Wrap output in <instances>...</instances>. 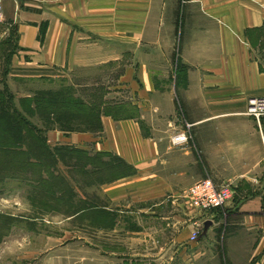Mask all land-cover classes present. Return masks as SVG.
I'll return each mask as SVG.
<instances>
[{"label": "crops", "instance_id": "crops-1", "mask_svg": "<svg viewBox=\"0 0 264 264\" xmlns=\"http://www.w3.org/2000/svg\"><path fill=\"white\" fill-rule=\"evenodd\" d=\"M181 1L5 0L0 44L14 43L13 64L40 70L104 65L107 45L117 48L120 86L109 91L129 90L143 125L138 114L103 118L100 150L134 170L107 183V212L125 204L119 217L135 215L136 228L127 234L142 246L134 255L142 259L110 253L107 264H175L176 253L222 264L216 246L227 216L233 218L226 241L233 264L255 258L264 264V120L259 127L244 114L250 98L264 97V0H184L179 26ZM177 44L180 70L171 60ZM186 124L193 140L172 148L171 136ZM206 179L233 187L225 209L201 215L174 200L177 211L162 213L163 198ZM197 221L202 228L191 241ZM150 241L151 250L144 249Z\"/></svg>", "mask_w": 264, "mask_h": 264}, {"label": "rangeland", "instance_id": "rangeland-1", "mask_svg": "<svg viewBox=\"0 0 264 264\" xmlns=\"http://www.w3.org/2000/svg\"><path fill=\"white\" fill-rule=\"evenodd\" d=\"M184 2L182 0L179 4V26ZM179 26L176 38L180 40L182 29ZM2 33L0 30V36ZM263 50L261 53L264 54ZM16 52L14 43L0 44V93L7 95V101L20 112L28 110L23 115L43 131L48 146L57 155L58 165L16 169L20 167L19 158L11 156L6 158L7 162L0 159V264H107L110 253L121 254L127 259H142L134 256L140 253L137 251L142 246L134 235L127 234L128 230L136 228L135 215L130 213L119 217L117 211L125 204L112 207L108 203L113 212H107V183L131 175L134 170L133 167H121L118 160L128 163L119 156L100 150L106 142L103 118L123 120L138 114L135 119L142 124L139 109L129 101L133 98L129 90L109 91V87L120 86L123 67L120 61H115L118 55L116 46L107 45V64L93 67L78 65L42 70L25 64L19 67L11 60ZM171 60L173 67L180 70L179 44L174 47ZM114 92L117 94H112ZM70 96L85 105L96 106L101 114L100 121L96 116L57 111L59 102ZM36 99H42L43 103L55 100L54 111L57 112L36 110ZM142 128L147 134V128ZM52 133L59 135L60 139L51 140L49 134ZM80 135L84 137L81 142ZM68 147L85 150L91 156L107 152V170L94 172L95 167L89 165L88 160H80L77 155L61 149ZM190 187L177 194L176 198L175 195L163 198L162 213L170 215V212L177 211L176 204L172 203L174 200L177 204L182 201L184 207L190 209L186 198ZM131 210L134 212L135 208L127 211ZM259 216L264 217V205ZM231 219L230 216L224 217L218 228L219 244L216 247L219 256L224 258L222 264H233L226 242ZM198 224V227L193 225L192 235L195 231L200 233L202 224ZM151 243H144L143 248L151 250ZM196 249L192 248V254ZM179 255L176 253L175 264H206L197 255L190 259L186 255V260ZM258 260L255 258L251 264Z\"/></svg>", "mask_w": 264, "mask_h": 264}, {"label": "trees", "instance_id": "trees-1", "mask_svg": "<svg viewBox=\"0 0 264 264\" xmlns=\"http://www.w3.org/2000/svg\"><path fill=\"white\" fill-rule=\"evenodd\" d=\"M6 97L7 95L0 93V159L2 162L6 161V158L15 156L20 159V167H15L16 169L21 167H56L58 165L56 163L57 155L48 146L43 131L25 118L23 112L25 113L28 110L23 109L20 112L13 104L11 105L7 101ZM55 103L56 101L52 99L46 100L44 103L42 99H36L34 102L36 110H40L43 113L46 110L54 111ZM59 104L57 111H66L72 115L96 116L98 117L97 120L100 121L101 114L96 109V106L85 105L81 101L75 100L72 96L69 99L60 101ZM56 110L54 113L57 112ZM25 146L27 147L26 150H24ZM61 149H66L70 153L77 155L80 160H88L89 165L95 167L94 172L107 170L106 158L109 155L107 152L91 156L85 150L78 148L68 147ZM110 157H112L111 154ZM118 161L115 160L114 162H117L121 167H132L121 160Z\"/></svg>", "mask_w": 264, "mask_h": 264}, {"label": "built area", "instance_id": "built-area-1", "mask_svg": "<svg viewBox=\"0 0 264 264\" xmlns=\"http://www.w3.org/2000/svg\"><path fill=\"white\" fill-rule=\"evenodd\" d=\"M4 1L0 0V24L4 20ZM254 119L259 127L264 120V97H252L247 102L244 113ZM193 140L191 125L186 124V129L171 136L170 146L180 148L189 144ZM187 203L197 213L205 214L216 210L225 209L234 198L233 187L229 184H217L210 179L202 180L192 185L186 194ZM196 227L199 226L195 222ZM199 232L195 231L191 236V241H197Z\"/></svg>", "mask_w": 264, "mask_h": 264}, {"label": "water", "instance_id": "water-1", "mask_svg": "<svg viewBox=\"0 0 264 264\" xmlns=\"http://www.w3.org/2000/svg\"><path fill=\"white\" fill-rule=\"evenodd\" d=\"M19 2H22L23 0H18Z\"/></svg>", "mask_w": 264, "mask_h": 264}]
</instances>
